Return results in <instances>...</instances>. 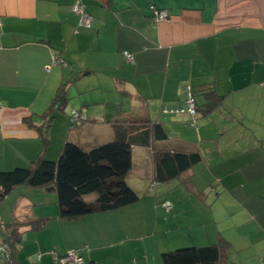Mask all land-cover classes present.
Returning a JSON list of instances; mask_svg holds the SVG:
<instances>
[{
	"label": "crops",
	"instance_id": "0c3cea01",
	"mask_svg": "<svg viewBox=\"0 0 264 264\" xmlns=\"http://www.w3.org/2000/svg\"><path fill=\"white\" fill-rule=\"evenodd\" d=\"M76 1L0 0V171L26 168L41 154L57 160L67 142L90 150L131 140L150 121L166 138L153 149L132 146L135 179L127 184L139 196L134 208L154 221L135 222L130 205L61 219L55 191L17 187L0 204V229L19 224L22 234L17 263L56 264L77 252L82 264H163L160 254L179 245L214 244L223 222L225 264L234 250L250 251L238 264H264V0H78L89 26L73 12ZM152 7L168 19L155 22ZM63 81L80 118L72 121L70 109L57 115L44 151L24 120L39 125ZM185 87L198 108L193 125L187 115L161 113ZM207 92L221 97L210 112ZM156 149L199 160L178 181L151 187ZM208 182L212 208L203 215L171 198L181 186L202 195ZM37 221L43 226L34 231Z\"/></svg>",
	"mask_w": 264,
	"mask_h": 264
},
{
	"label": "trees",
	"instance_id": "16d2710c",
	"mask_svg": "<svg viewBox=\"0 0 264 264\" xmlns=\"http://www.w3.org/2000/svg\"><path fill=\"white\" fill-rule=\"evenodd\" d=\"M46 69L48 70V67ZM205 95L207 104L203 111L210 112L219 105L221 97L214 92H207ZM68 100L67 83L63 81L47 109L39 116L41 123L32 125L28 123L29 119L24 120L26 124L35 128L44 151L49 145L48 131L51 123L57 115L63 114ZM164 105L168 103L162 107ZM162 107L163 114L179 115L164 113ZM73 111L76 110L71 111L70 118L76 121L77 119L71 116ZM197 112L196 105L194 119L187 114L181 115H187L189 124L193 125ZM78 116L80 118L79 113ZM141 124L136 136L131 137V140L115 139L90 150H83L79 145L67 142L63 145L57 160H48L41 154L26 168L0 171V204L17 187L55 191L60 209L59 217L68 220L114 211L136 203L139 196L126 182L127 174L132 167V146L153 149L154 140L166 138L165 132L158 124L150 121ZM153 156L154 183L151 187L158 183L169 184L178 181L199 160L198 153L184 154L161 149L153 150ZM30 225L34 230L43 226L38 221L31 222ZM0 230L2 231V228ZM3 231L7 235V242L0 240V243L8 247L10 264H18L17 253L22 240L19 224L9 223L5 225ZM229 250V242L218 234L214 244L177 248L161 253L160 258L163 264H225Z\"/></svg>",
	"mask_w": 264,
	"mask_h": 264
},
{
	"label": "rangeland",
	"instance_id": "374dc122",
	"mask_svg": "<svg viewBox=\"0 0 264 264\" xmlns=\"http://www.w3.org/2000/svg\"><path fill=\"white\" fill-rule=\"evenodd\" d=\"M67 106L68 108H65V110L63 111V114L68 112L70 107H69V102L67 103ZM66 106V107H67ZM71 111V109H70ZM67 114V113H66ZM134 179H135V176H131V174H128L127 177H126V182L131 186L132 184H134ZM139 180H137V183ZM149 182V181H148ZM211 184L208 182V185L207 187L205 188V190H203L201 192V194L203 195L204 194V197H201L202 195L199 194V196L197 195V193H193V191L189 190L187 187L185 186H181L177 191L176 189L174 188L172 191L174 192L173 194H171V198H177L180 202V205H181V208L182 209H185L186 210V213L191 216H195V213H196V210H193L194 208H196L199 212H201L200 209L204 208L205 210H209L210 208H212V205H211V202L209 200V198H211V194H210V189H212L213 187L210 186ZM206 186V185H203V187ZM214 191V190H213ZM190 199V200H189ZM169 203V202H168ZM169 205L171 206V203H169ZM131 207L129 208V210L131 211V214L134 215V221L136 222L138 219L141 221V223L144 225V227L146 225L149 224V227H151V224L154 220L150 219L148 220L146 217L144 216H141L139 214V210L141 209V206H136L134 208V204L130 205ZM1 207V206H0ZM202 213V212H201ZM186 214V216H187ZM204 213H202L203 215ZM130 216V215H129ZM185 216V217H186ZM189 216V217H190ZM140 217V218H139ZM162 219L164 218V216L162 215L161 217ZM188 219V218H187ZM203 222V221H202ZM199 224V228L200 229H203L205 232H209L212 228H211V225H209L208 223H202ZM158 230L156 231V234L157 235H161L160 233V228L162 226H160V222H158ZM170 224H173V221H170ZM205 224V225H203ZM226 223H223V222H219L218 225H217V236H218V233L220 234V230L223 228V226H225ZM151 229V228H150ZM135 233L136 235H139L140 237L143 236V231L139 230L138 228H135ZM197 229L195 228V231ZM35 231V230H34ZM146 231V230H145ZM153 231V230H152ZM179 230H175V232L177 233ZM203 235V234H202ZM44 236L46 237V235L44 234ZM216 236V238H217ZM184 246V245H183ZM182 245H179V248H182L183 247ZM198 246V245H197ZM250 251H247L246 254H243L241 255L240 253H237V251H231V254H230V258L227 260V264H238L241 260V258L245 257V256H249L250 254ZM68 254V253H67ZM67 254H65L64 256H66ZM63 256V257H64ZM56 263V261H55Z\"/></svg>",
	"mask_w": 264,
	"mask_h": 264
},
{
	"label": "built area",
	"instance_id": "2783aa9c",
	"mask_svg": "<svg viewBox=\"0 0 264 264\" xmlns=\"http://www.w3.org/2000/svg\"><path fill=\"white\" fill-rule=\"evenodd\" d=\"M72 10L79 16L80 23L82 25L84 26L90 25L91 17L85 12V6L80 1L74 3ZM152 11L155 22L165 21L168 19V14L166 13V11L161 9H156L155 7H152ZM124 55L128 61L130 62L133 61L131 55L127 53H125ZM162 111L164 113H169V114H187L190 118L194 119V116L196 114V104L192 92L189 89H187V87H185L182 98L176 103L164 105L162 107ZM71 116L74 119L79 118L78 113H76V111H73ZM165 207L169 209L170 208L169 203H166ZM57 262L58 264L83 263L82 258L78 255L77 252H70L66 256L60 257L57 260ZM0 264H10L9 250L7 245L3 243H0Z\"/></svg>",
	"mask_w": 264,
	"mask_h": 264
},
{
	"label": "water",
	"instance_id": "95a60500",
	"mask_svg": "<svg viewBox=\"0 0 264 264\" xmlns=\"http://www.w3.org/2000/svg\"><path fill=\"white\" fill-rule=\"evenodd\" d=\"M0 240L3 242H7V235L5 232L0 230Z\"/></svg>",
	"mask_w": 264,
	"mask_h": 264
}]
</instances>
